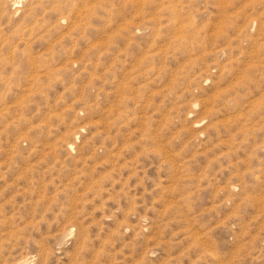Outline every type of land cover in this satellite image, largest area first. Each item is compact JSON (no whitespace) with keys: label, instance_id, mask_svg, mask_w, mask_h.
Here are the masks:
<instances>
[{"label":"rangeland","instance_id":"374dc122","mask_svg":"<svg viewBox=\"0 0 264 264\" xmlns=\"http://www.w3.org/2000/svg\"><path fill=\"white\" fill-rule=\"evenodd\" d=\"M0 264H264V0H0Z\"/></svg>","mask_w":264,"mask_h":264}]
</instances>
